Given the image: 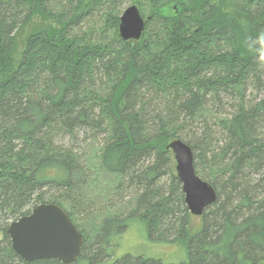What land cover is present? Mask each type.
Wrapping results in <instances>:
<instances>
[{"label":"trees","instance_id":"1","mask_svg":"<svg viewBox=\"0 0 264 264\" xmlns=\"http://www.w3.org/2000/svg\"><path fill=\"white\" fill-rule=\"evenodd\" d=\"M129 3L149 16L137 41L118 36ZM261 32L264 0H0V264H96L139 223L187 261L112 264H264V69L247 47ZM176 138L217 192L195 232ZM42 202L91 218L72 220L76 261L12 249L9 223Z\"/></svg>","mask_w":264,"mask_h":264},{"label":"water","instance_id":"2","mask_svg":"<svg viewBox=\"0 0 264 264\" xmlns=\"http://www.w3.org/2000/svg\"><path fill=\"white\" fill-rule=\"evenodd\" d=\"M148 20L149 16L145 17L136 4L127 5L119 16V38L139 40ZM165 148L172 153L187 210L191 215L200 216L217 199L214 186L195 172L193 151L185 141L172 139ZM6 232L14 252L29 262L54 258L72 263L80 255L83 244V235L66 210L51 202L39 203L28 214L11 221Z\"/></svg>","mask_w":264,"mask_h":264},{"label":"rangeland","instance_id":"3","mask_svg":"<svg viewBox=\"0 0 264 264\" xmlns=\"http://www.w3.org/2000/svg\"><path fill=\"white\" fill-rule=\"evenodd\" d=\"M171 6H174V4L168 3L165 6L164 11L166 12V14H170L173 12ZM192 216V221L194 224L192 231L195 232L200 228L199 216ZM89 219L91 218H88L86 214L72 215V220L74 221V223H78L81 227L87 228V230L91 229L92 222ZM130 225L131 223L129 224V226ZM140 225L141 223H139V227L136 226V224L131 225L130 230L122 234L119 243L115 246L114 250L109 248L111 256L107 255L108 257L103 258L96 264H112L114 258L124 253L132 255H144L147 257H159L165 263H180L187 261V250L186 246L181 244L182 240L169 242L173 241L170 237L164 238L162 241L150 242V238L147 236V234L144 235V232H142V230L140 229ZM1 237L2 234L0 233V238ZM173 238L174 237H172V239ZM79 264H89V262H84L83 260H81Z\"/></svg>","mask_w":264,"mask_h":264},{"label":"clouds","instance_id":"4","mask_svg":"<svg viewBox=\"0 0 264 264\" xmlns=\"http://www.w3.org/2000/svg\"><path fill=\"white\" fill-rule=\"evenodd\" d=\"M250 39H252V43L247 46L248 51L254 57L257 66L260 69H264V32Z\"/></svg>","mask_w":264,"mask_h":264}]
</instances>
